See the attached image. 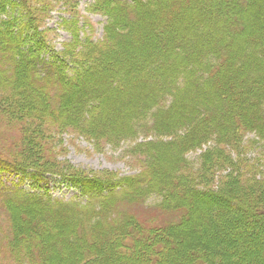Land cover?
Listing matches in <instances>:
<instances>
[{"label": "trees", "instance_id": "trees-1", "mask_svg": "<svg viewBox=\"0 0 264 264\" xmlns=\"http://www.w3.org/2000/svg\"><path fill=\"white\" fill-rule=\"evenodd\" d=\"M94 1L111 43L68 69L43 55L25 2L0 0V90L91 136L165 139L137 144L145 173L71 175L80 200L0 188L11 253L27 264H264V182L205 187L187 159L213 142L202 166H231L219 148L239 147L243 131L264 147V0ZM169 6L174 25L160 19Z\"/></svg>", "mask_w": 264, "mask_h": 264}, {"label": "rangeland", "instance_id": "rangeland-1", "mask_svg": "<svg viewBox=\"0 0 264 264\" xmlns=\"http://www.w3.org/2000/svg\"><path fill=\"white\" fill-rule=\"evenodd\" d=\"M23 1L46 42L43 55L64 57L68 69L74 68V60L89 57L88 48L111 43L104 32L108 18L94 0ZM171 11L169 6L160 19L174 25L176 20L171 17ZM151 139L165 137L139 134L134 139L110 140L91 136L53 116H45L8 89L0 90V165L7 167L0 171V188L15 187L26 194L51 200H80L83 197L69 180L71 175L120 177L145 173V159L137 144ZM239 141L237 148L232 145L219 148L231 159V166L224 169L202 166L205 152L218 151L213 142L189 151L187 159L192 178L199 185L212 188H222L224 182L234 179H244L250 184L264 182L262 141L252 131H243ZM227 174L232 176L225 178ZM160 199L158 195L148 197V207L140 212L142 220L155 215L156 208L149 206ZM262 224L264 227V222ZM10 228L11 221L0 203V264H27L17 260L8 247ZM181 246L185 248L186 245ZM145 254H150L149 250L146 249ZM231 258L236 260V256Z\"/></svg>", "mask_w": 264, "mask_h": 264}]
</instances>
